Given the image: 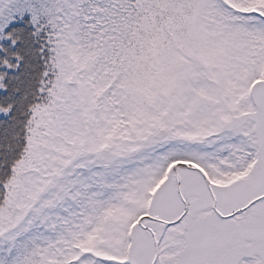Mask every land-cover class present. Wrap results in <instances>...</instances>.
Listing matches in <instances>:
<instances>
[{
    "label": "snow or ice",
    "instance_id": "snow-or-ice-1",
    "mask_svg": "<svg viewBox=\"0 0 264 264\" xmlns=\"http://www.w3.org/2000/svg\"><path fill=\"white\" fill-rule=\"evenodd\" d=\"M0 264H264V0H0Z\"/></svg>",
    "mask_w": 264,
    "mask_h": 264
}]
</instances>
